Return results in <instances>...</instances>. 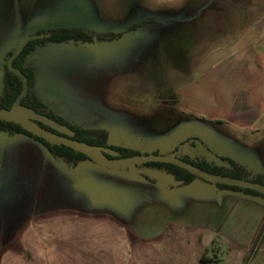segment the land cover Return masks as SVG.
<instances>
[{
	"label": "crops",
	"instance_id": "obj_1",
	"mask_svg": "<svg viewBox=\"0 0 264 264\" xmlns=\"http://www.w3.org/2000/svg\"><path fill=\"white\" fill-rule=\"evenodd\" d=\"M163 20L173 23L167 29L143 26ZM129 25L139 28L118 40L37 48L24 63L33 67L34 95L40 98L37 67H47L48 51H112L166 38L169 67L186 68L173 71L155 103L172 99L171 114L182 129L193 130L164 155L196 137L214 154L264 177V0H0V67L37 31L104 35ZM161 59L145 67H163ZM3 79L4 70L0 96ZM105 131L109 145L132 150L112 143ZM133 177L92 161L69 169L36 140L0 133V264L11 258L35 264L37 250H44L42 264L247 263L264 220V198L200 179L167 187ZM52 247L59 249L57 259ZM257 251L264 255V235Z\"/></svg>",
	"mask_w": 264,
	"mask_h": 264
},
{
	"label": "rangeland",
	"instance_id": "obj_2",
	"mask_svg": "<svg viewBox=\"0 0 264 264\" xmlns=\"http://www.w3.org/2000/svg\"><path fill=\"white\" fill-rule=\"evenodd\" d=\"M6 4L3 3L4 6ZM71 15L73 10L69 8L68 16ZM172 23L163 20L159 23L145 22L143 26L167 29ZM168 41L166 38L160 41L145 40V43L134 42L127 48L112 51L107 47L96 49L92 46L64 55L48 51L44 60L47 67H37L42 76L39 99L69 123L108 130L112 143L129 145L138 155H164L179 136L193 130L188 126L182 129L183 123L171 114L172 99L155 103L160 99L159 89H166V83L169 86L167 79L173 75V71L186 68L169 67L172 64L167 56ZM180 42L182 50L187 48L189 39ZM115 43L118 47L119 42ZM162 56L164 60L160 62L163 67H145L157 64ZM3 70L4 67H0V75ZM163 81L165 86L161 83ZM164 92L171 96L168 91ZM122 172L139 180L141 178L128 170ZM84 192L87 193L86 190ZM257 249L249 248L246 264H264V255ZM50 250L57 259L59 249L52 247ZM43 251L37 250L35 264L43 263ZM24 256H27V250ZM13 260L5 259L4 264H13Z\"/></svg>",
	"mask_w": 264,
	"mask_h": 264
},
{
	"label": "trees",
	"instance_id": "obj_3",
	"mask_svg": "<svg viewBox=\"0 0 264 264\" xmlns=\"http://www.w3.org/2000/svg\"><path fill=\"white\" fill-rule=\"evenodd\" d=\"M138 27V25H132L122 31H117L115 33L91 36L81 30L73 28L50 29L35 32V34L32 35L33 38L29 39L24 44L21 52L13 59L11 63V67L21 73L27 81L28 90L25 97L21 99L19 106L30 110L34 114L52 120L58 125L66 127L71 132V136H64L76 142L85 143L88 146L102 149V155L108 159L128 158L138 155L139 153L137 151L121 146L109 145L108 134L105 130L87 128L69 123L58 114H55L53 111H51L32 92L35 86V75L30 67H26L24 65L27 56L37 48H43L49 44L68 42L94 43L118 40L123 36L130 35L134 31H136ZM11 55L12 54H9L8 57L10 58ZM3 83V92L0 96V110L9 111L12 108L17 97L22 92L23 85L21 79L15 74L8 71L6 66L4 67ZM35 123L45 130L56 133V131L40 122ZM0 133L5 135H23L36 140L45 147L47 152L55 160L61 161L69 169H74L76 165L81 161H90L86 156L77 153L63 145L52 144L48 141L43 140L42 138L36 137L23 130L19 125L12 122L0 121ZM108 150L112 151L114 155L108 154L106 152ZM156 154L157 153H155V155ZM173 155L181 161L191 164L198 169L210 174L234 179H241L264 185V177L260 175H251L244 167L238 165L231 159L214 154L199 138L185 139L174 148ZM133 173L150 183L158 182L161 175L171 176L173 178V182L165 183L167 187L185 186L190 184L194 179H199L195 175L190 174L181 168L167 163L159 162L138 164L135 166V171ZM150 173H155L156 175L151 176ZM215 186L221 189H229L245 195L264 198V194L249 189H242L235 186L222 184H215ZM263 235L264 220L253 241L252 248H254V250L258 247Z\"/></svg>",
	"mask_w": 264,
	"mask_h": 264
},
{
	"label": "water",
	"instance_id": "obj_4",
	"mask_svg": "<svg viewBox=\"0 0 264 264\" xmlns=\"http://www.w3.org/2000/svg\"><path fill=\"white\" fill-rule=\"evenodd\" d=\"M31 38L33 37L30 36L21 40L16 50L12 53V55L10 56V58H8L6 62V67L8 71L15 74L17 77L21 79L23 89L9 111L0 110V121H8L17 124L26 132L36 137L42 138L43 140L48 141L52 144L63 145L67 148H70L71 150L86 156L93 163L104 168L116 169V170L128 169V171L133 173L135 171V166L138 164L151 163V162L167 163L176 166L178 168H181L187 171L188 173L193 174L199 179L210 184L235 186L238 188L249 189L264 194V185L241 180V179H234V178H229V177H224V176H219L204 172L191 164L181 161L180 159L176 158L173 154L136 155L128 158L108 159L102 155V151H103L102 149L88 146L85 143L76 142L66 137V136H71V132L66 127L58 125L52 120L46 119L40 115L34 114L28 109L20 107L19 103L21 99L25 97L28 90L27 81L21 73H19L18 71L14 70L11 67V63L13 59L21 52L24 44ZM35 122H40L45 126L50 127L51 129L56 131V133L41 128ZM106 152L110 155H114L112 151L108 150ZM150 175L155 176L156 174L150 173ZM159 182L164 184L172 183L173 178L171 176L161 175L158 183Z\"/></svg>",
	"mask_w": 264,
	"mask_h": 264
}]
</instances>
